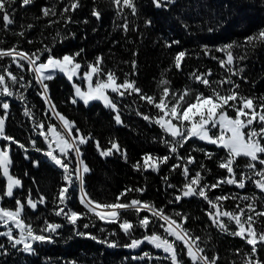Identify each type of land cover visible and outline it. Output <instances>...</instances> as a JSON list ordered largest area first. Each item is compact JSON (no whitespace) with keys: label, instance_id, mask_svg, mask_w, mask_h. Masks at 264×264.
<instances>
[{"label":"trees","instance_id":"trees-1","mask_svg":"<svg viewBox=\"0 0 264 264\" xmlns=\"http://www.w3.org/2000/svg\"><path fill=\"white\" fill-rule=\"evenodd\" d=\"M55 2L56 0H35L32 5L21 6L22 0H17L13 11L15 23L4 30L0 21V48L9 49L16 46L25 52H35L48 45L52 47V54L56 57L83 50L81 56L77 57L79 62L86 65L94 62L97 56H102L104 71H114L120 81L124 79L125 73H132L131 61L135 60L137 74L130 75L129 78L136 80L143 92L155 95L162 74L171 80L173 90L183 89L193 71L203 73L211 70L213 73L211 80L226 77L229 73L221 68L211 55L221 57V53L214 50L235 43L242 46L233 49L234 55L245 57L234 64V69H244L239 76H233V80L240 85L238 91L248 97L264 96V44H257L255 47L245 45L247 37L264 29V0H175V3L163 8H157L153 0H135L137 6L135 16L128 9L124 10L123 16H117L111 0H80L81 6L75 12L67 14L72 18L71 23H65L59 15L42 17L41 8L51 6ZM64 3H68V0H64ZM62 7L63 4L57 6L58 13ZM94 8L100 11V19L92 15ZM125 17L128 23L127 32L120 27L125 23ZM50 19L59 20V23L49 27ZM148 21L151 23H147ZM29 24L33 27L25 31ZM21 31H25L23 37L14 34ZM57 32L60 33L59 36ZM29 40L33 43H28ZM172 41H179V44H173L171 48L165 46L166 42ZM205 46L213 50L211 55H204ZM179 51H186L188 54L182 62L180 71L173 66L174 56ZM46 57L47 54L41 59L45 60ZM8 64H11L10 58L0 60V65ZM168 69L170 71H165ZM10 70L23 75L25 80L31 81L33 85L27 90L18 89L26 96L25 102L15 97H0V100L10 104L9 117L6 121L7 133L25 144L28 149L25 152L16 145H12L11 148L13 160L11 172L23 183V188L15 190V194L25 201L23 195L26 194L27 197L28 190L31 189L33 199H38L40 195L47 198V204L38 205L36 212L26 211L27 217L37 228L43 226L44 219L64 226L58 230L59 235L54 237L53 243H34V253H25L17 247L12 248L5 237H0V244L4 245V248L0 249V264H168L167 261L133 259L141 256L145 251L153 256H161V251L148 244L136 250L123 247L129 242V238L116 224L107 225L97 221L94 228L83 229L82 226L79 228L80 231L90 232L101 239L106 233H101L99 228L104 227L107 231L115 230L117 235L108 238L118 241L121 246L110 248L87 236L75 235L70 224H67L62 217L53 214L52 200L64 183L62 171L53 163H48L42 152L32 149L30 138L37 141V147L46 149L47 146L43 143V138L33 132V120L23 114L26 104L32 110L36 121H44L47 124L46 105L37 94L40 88L36 85L32 73L20 72L14 64ZM47 83L58 111L70 121H74L83 134L90 133L100 141L102 148H109V141L116 140L127 152L128 160L125 162L119 154L108 158L101 157L93 142L81 146L83 159L91 169L86 175V188L94 199L113 202L126 188H143L145 189L143 194L133 192L129 194L128 199L138 198L153 203L156 207H164L169 214L181 212L187 215L189 220L185 226L190 228L194 235H199L202 240L207 241L206 245L202 243L201 246L206 247L209 257L218 255L217 264H233V262L241 264L244 253L250 252L251 246L239 237L221 233L212 226L206 215L208 205L205 201L201 198H185L179 203L169 204V201L174 200L175 195L179 194L177 190L184 183L179 170L170 171L171 165L179 161L173 158L167 165H162L158 173L151 170L142 173L133 169L132 165L141 160L145 153L160 157L169 155L168 150L160 142L164 135L160 128L144 120L141 115H137L139 111L154 117L157 113L155 108L135 95L123 99L116 97L124 105L123 108H119L123 124L117 125L113 118L115 113L105 108L99 101L87 106L82 102L73 105L70 102L73 88L62 74H57ZM2 114L3 110L0 109V115ZM50 122L58 123L55 118ZM186 148L188 151L192 148H203L216 153L214 159L208 160L202 152H191L197 159L196 164L189 166L193 174L200 170V163H203L206 169H210V172L202 171L204 183L212 184L227 176L226 170L217 167L219 158L225 156L223 150L195 139ZM188 151L181 150V155H187ZM34 162L38 163V166H35ZM238 163L242 167L244 160L241 159ZM165 176L168 177V183L176 185L175 189L167 187L163 179ZM5 184L4 179L0 178V194ZM253 192L257 195V190L249 189L248 186L241 190L225 184L214 189L210 196L214 198L216 195L233 193L250 196ZM9 201L7 206L14 207V201ZM235 203L229 200L225 202V207L234 208ZM259 203L258 210H264ZM69 207L77 211L84 210L79 205L77 189L72 192ZM126 218L133 223L137 221V217L132 213L126 214ZM87 222L88 220L85 219L80 224ZM229 227L235 231V226ZM257 227L264 230L262 225ZM143 234L144 230L140 228L133 233L137 238ZM238 249L239 255H237ZM261 258L264 259V252L261 253Z\"/></svg>","mask_w":264,"mask_h":264},{"label":"snow or ice","instance_id":"snow-or-ice-1","mask_svg":"<svg viewBox=\"0 0 264 264\" xmlns=\"http://www.w3.org/2000/svg\"><path fill=\"white\" fill-rule=\"evenodd\" d=\"M34 2L35 0H22L21 6H29ZM16 3L17 0H0V21L3 23L4 30L15 23L13 11ZM111 3L116 9L117 16H123L125 9L130 10L134 16L137 14L135 0H111ZM153 3L157 8H163L175 3V0H153ZM59 4H63V7L58 13ZM80 6V0H68L66 4L64 0H56L51 6L42 7L41 13L44 18L59 15L65 23H71L72 18L67 14L75 12ZM92 15L97 19L101 18V13L96 8L93 9ZM57 23L59 20L50 19L48 26L51 27ZM32 27L31 24L27 25L25 31ZM120 27L125 32L128 31L126 17L125 23ZM25 31L14 34L23 37ZM59 35L60 33L57 32V36ZM28 43L31 44L33 41L29 40ZM173 44H179V41L166 42L165 46L171 48ZM257 44H264V29L245 39V45L255 47ZM241 46L229 43L216 48L214 51L222 53L224 58L211 55L213 50L207 46L204 47V55H211V58L217 60L220 67L229 73L222 79L211 80L210 77L213 75L211 70L203 73L193 71L190 79L202 85L208 94L200 91L199 88L189 86L181 90H173L171 80L162 74L157 83L158 96L143 92L137 85V81L129 78L130 75L137 74L135 60L131 61L132 73H125L124 79L120 81L114 71H104L102 56H97L94 62L86 65L79 62L77 57L81 56L83 50L56 57L52 54V47L48 45L35 52H25L16 46L9 49L0 48V60L5 58L11 60V64L0 65V97H15L25 102L26 96L18 89L27 90L33 86L32 82L26 81L23 75L10 70L14 64L20 72L32 73L36 85L40 88L37 94L46 105L47 124L44 121H36L32 110L26 104L23 114L33 120V132L42 137L43 143L47 146L46 149L37 147V141L30 138L32 149L42 152L62 171L64 183L52 200L53 214L62 217L67 224H70L75 235L87 236L110 248L121 246L118 241L108 238L117 235L115 230L107 231L104 227L99 228L101 233H106L101 239L90 232L80 231L79 228L81 226L83 229L94 228L97 221L107 225L116 224L119 230L129 238V242L123 247L136 250L148 244L164 254L162 257L153 256L145 251L141 256L133 257V259L167 261L168 264H217L219 260L218 255L209 257L206 247L201 246L202 243L206 245L207 241L202 240L199 235H194L192 230L185 226L189 220L187 215L181 212L169 214L164 207H156L155 204L138 198L128 199L130 193L143 194L145 189L126 188L116 196L113 202H101L91 196L86 188V175L91 172V169L83 159L81 146L93 142L101 157L108 158L119 154L125 162L128 160L127 152L116 140L109 141V148H102L99 140L90 133L83 134L74 121H70L58 111L56 104L52 101L47 82L52 81L57 74H62L73 88V95L70 97L73 105L82 101L87 106L90 102L99 101L105 108L115 113L113 118L117 125H122L123 121L118 107L119 101L115 97L123 99L126 96L135 95L155 108L157 113L154 117L139 111L137 115H141L144 120L160 128L164 134L160 142L168 150L169 155L160 157L145 153L141 160L132 165L133 169L142 173L149 170L158 173L162 165H167L175 158L179 162L172 164L170 171L179 170L184 183L177 190L179 194L175 195L174 200H170L169 204L179 203L185 198H201L208 205L206 215L212 226L221 233L239 237L251 246L250 252L244 253L241 264H264V259L261 258V253L264 252V230L257 227V225L264 226V219H262L264 210L257 208L258 202L264 201V96L242 95L238 91L240 85L232 79L233 76H239L244 71L243 68L234 69L233 67L237 60L245 58L234 55L233 49ZM45 54L47 57L42 60L41 57ZM187 55L186 51L176 53L173 59L176 70H182V62ZM225 85L230 87L225 88ZM0 109L3 110V114L0 115V141L5 142L3 146H0V178L6 181L3 192L0 194V227L5 228L6 231H0V237H6L12 248L22 245L23 252L34 253V243H53L54 237L59 235L58 230L64 225L44 219L43 226L37 228L27 217V210L36 212L38 205L47 204V198L40 195L38 199H33L31 189L28 190L25 201L16 196L15 190L22 189L23 183L11 172L13 165L11 148L12 145H16L25 152L28 149L25 144L6 131L10 104L0 100ZM52 118H55L58 123H51ZM194 139L214 145L225 152V156L217 161V167L226 170L227 176L212 184L204 183L202 171L210 172V169H206L203 163L199 165L200 170L192 173L189 166L197 163L196 157L191 154L192 151L202 152L208 160L216 157V153L203 148H192L188 151L186 146H190V142ZM181 150L188 151V154L181 155ZM241 159L244 160L242 167L238 163ZM35 166H38V163H35ZM163 179L168 188H176V185L168 183L167 176ZM249 183L254 185L261 195L258 196L253 192L250 196H241L238 193L216 195L214 198L210 196L214 189L222 185H233L243 190ZM77 188L78 202L83 211L69 207L72 192ZM6 200L14 201V207L6 206ZM229 200L236 202L234 208L225 207V202ZM261 207H264V204H261ZM129 213L135 214L136 223L126 218V214ZM141 213L145 214L141 215ZM85 219L88 222L81 225L80 222ZM232 224L235 225V231L229 227ZM137 228L144 230V234L139 238L133 235ZM3 248L4 245L0 244V249ZM239 253L238 249L237 255Z\"/></svg>","mask_w":264,"mask_h":264},{"label":"rangeland","instance_id":"rangeland-1","mask_svg":"<svg viewBox=\"0 0 264 264\" xmlns=\"http://www.w3.org/2000/svg\"><path fill=\"white\" fill-rule=\"evenodd\" d=\"M221 58H224L223 57V54L221 53ZM234 67V66H233ZM234 77H232V79H233ZM237 79V78H236ZM77 83H82L81 81H76ZM237 83V82H236ZM186 86H189V87H191V88H199V90L200 91H204L205 92V94H208V92H207V90L202 86V85H198L197 83H195L193 80H191L190 79V77H189V79L186 81ZM227 87H230V86H227ZM226 86H225V88H227ZM174 90H181V89H179V88H177V89H174ZM239 92H240V90H239ZM112 95H114V94H112ZM155 95H159V89H158V87H157V89H156V92H155ZM115 99H117L116 97H115ZM118 100V99H117ZM119 101V100H118ZM79 102H82V101H79ZM94 102V101H93ZM83 103V102H82ZM90 103H92V102H90ZM118 107L119 108H123L124 107V105L122 104V102H120L119 101V104H118ZM203 143H205V142H203ZM206 144V143H205ZM209 145V144H208ZM0 146H3V144H2V142L0 141ZM5 181V180H4ZM5 183H6V181H5ZM248 186V188L250 189V188H253L254 190H256L255 188H254V185H252V184H248L247 185ZM248 195V194H247ZM257 195L259 196V195H261L260 193H258V190H257ZM242 196V195H241ZM23 197H25L26 198V194H24L23 195ZM24 198V199H25ZM9 200H6L5 201V204H6V206L9 204ZM261 204H264V201H261L260 203H259V205H261ZM230 226H235L234 224H232V225H230ZM231 228V227H230ZM0 231H6V229L5 228H3V227H0ZM6 238V237H5ZM7 239V238H6ZM33 246H34V244H33ZM22 245H18L17 246V248H19L21 251H22Z\"/></svg>","mask_w":264,"mask_h":264}]
</instances>
